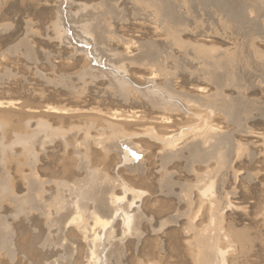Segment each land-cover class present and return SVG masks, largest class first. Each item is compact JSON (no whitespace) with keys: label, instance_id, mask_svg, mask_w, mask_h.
<instances>
[{"label":"rangeland","instance_id":"rangeland-1","mask_svg":"<svg viewBox=\"0 0 264 264\" xmlns=\"http://www.w3.org/2000/svg\"><path fill=\"white\" fill-rule=\"evenodd\" d=\"M250 14L244 0H0V102L14 103L0 108V264H264V16ZM50 106L70 112L53 123ZM208 125L210 158L188 144L162 161L160 139Z\"/></svg>","mask_w":264,"mask_h":264},{"label":"bare ground","instance_id":"bare-ground-1","mask_svg":"<svg viewBox=\"0 0 264 264\" xmlns=\"http://www.w3.org/2000/svg\"><path fill=\"white\" fill-rule=\"evenodd\" d=\"M234 1V0H233ZM158 5V4H157ZM165 6V5H164ZM235 6V5H234ZM240 7V6H239ZM244 7L249 11V13L251 12V14H253L252 16L253 17H256L257 18V16H264V0H244ZM156 8V7H155ZM160 9V8H159ZM238 9V8H237ZM154 10H157V9H154ZM246 11V10H245ZM157 12V11H156ZM159 14H161V13H159ZM158 14V15H159ZM251 14L249 15V16H251ZM162 15V14H161ZM160 16V15H159ZM162 17V16H161ZM252 18V17H251ZM226 20H227V22L229 23V24H231L232 26H234V27H239V25H242V24H244V17H243V15L242 14H240V15H235V16H232L231 14H228L227 15V17H226ZM253 22H254V20H253ZM256 23H257V20H256ZM262 23V22H261ZM263 23H264V21H263ZM253 24V23H252ZM264 25V24H263ZM250 26V25H249ZM263 27V26H262ZM264 28V27H263ZM253 33H256L257 34V32H253ZM258 35V34H257ZM258 37V36H257ZM261 38V37H260ZM126 46L127 47H125L124 49H125V52H124V54H122L121 52H120V55H118V56H122V55H127L126 57L128 58V56H132L131 54H133V52L134 51H136V47L133 45V44H129V45H127L126 44ZM124 51V50H123ZM139 51H140V49H139ZM138 53V52H137ZM143 53V52H142ZM141 53V55H143ZM122 54V55H121ZM129 54V55H128ZM135 54V53H134ZM137 55V54H136ZM146 55V54H145ZM117 56V55H116ZM125 56H123V57H125ZM140 56V55H139ZM138 56V57H139ZM150 57V56H149ZM141 58H144V56L143 57H141ZM140 58V59H141ZM147 58V57H146ZM121 59L124 61V58H122L121 57ZM129 59V58H128ZM127 59V60H128ZM132 59V58H131ZM139 59V58H138ZM149 59V58H148ZM151 59H153V58H151ZM167 60V58H164V61L166 62V60ZM121 60V61H122ZM126 60V63L128 62ZM143 59H141V61H142ZM135 61V60H134ZM134 61H132V62H134ZM130 62V61H129ZM128 62V63H129ZM137 62H140V61H137ZM136 62V63H137ZM163 62V61H162ZM161 62V63H162ZM135 63V62H134ZM146 63V62H145ZM147 63H148V61H147ZM161 63H160V65H161ZM216 64H218L217 62H215ZM130 64V63H129ZM149 64V63H148ZM155 64V63H154ZM158 64V63H157ZM153 65V64H152ZM159 65V64H158ZM157 65V66H158ZM164 65V64H163ZM147 66V65H146ZM151 66V65H150ZM148 67V68H147ZM146 68V70H145V75H148L147 77H145V79H144V83H145V81H147V82H149V85H151V86H155L156 85V82H155V80L157 79V78H160V75H159V70H152V68L154 69V66L152 67H149V66H147ZM156 67V66H155ZM159 67H161V66H159ZM165 67V66H164ZM167 67V66H166ZM150 68V69H149ZM158 67H156L155 69H157ZM159 69V68H158ZM164 70H165V68H163ZM163 69L161 70V68H160V70L161 71H163ZM165 72H167V70H165ZM162 73H164V71L162 72ZM166 74V73H165ZM169 74V73H168ZM167 74V75H168ZM164 75V74H163ZM162 74H161V77L163 76ZM116 77V76H115ZM118 77V76H117ZM120 77V76H119ZM122 77V76H121ZM163 78V77H162ZM214 78V77H213ZM121 79V80H120ZM124 80V79H123ZM122 80V78H115L114 79V83L116 84V92L121 96V98H123L125 101L127 100H129L130 99V97L131 96H133V93H132V91H131V89L129 90L128 89V82L126 81V79H125V81H123ZM167 86V85H166ZM130 87H131V85H130ZM167 88V87H166ZM136 89V88H135ZM138 89V88H137ZM137 89L135 90V94H137L138 92H136L137 91ZM218 89V88H217ZM134 90V89H133ZM164 90V89H163ZM216 90V89H215ZM165 91V90H164ZM168 91V90H167ZM205 88H203V87H198V88H196L195 89V91L194 92H197L196 94H204L205 92ZM218 91H219V89H218ZM148 92H150V91H147V92H145V96H147V97H149L150 98V101H151V103L153 104V107L154 108H156V109H158L160 112H164V113H171V112H174L175 111V105L172 103V102H169V101H166L165 100V98L167 97H159V96H157V95H155V94H153V93H148ZM194 92H191V94H193ZM172 94H174L173 92H169V95L170 96H172ZM179 94V93H178ZM175 95H176V93H175ZM175 95H173V97L175 96ZM170 96H168L169 98H170ZM182 96H184V97H186V95H182ZM196 97H191L190 96V99H195V98H199V96L198 95H195ZM178 97H179V95H178ZM175 98H177V96H175ZM181 98V97H180ZM130 100H132V99H130ZM129 100V101H130ZM170 100V99H169ZM14 103L13 102H11V101H2V102H0V108H2V107H5V108H8V107H11L12 105H13ZM180 106V105H179ZM178 106V107H179ZM219 107H222V109H223V111H224V113H226V111H228L229 109H228V107L226 106H224V105H219ZM187 108V107H186ZM177 109V108H176ZM44 112H46L45 113V119H48V120H50L51 122H57V121H59V119H60V117H58V116H55V114H61V115H66V113H69L70 111L69 110H64V109H60V108H56V107H53V106H50V107H47L46 109H45V111ZM124 112V113H123ZM135 112H136V110H134V111H132V110H129V111H122V112H119V111H114V112H112L110 115H109V118H108V121H106L107 122V124H109V125H114V122H130V121H132V119H134L135 118ZM183 112V111H182ZM63 118V117H62ZM154 118V117H153ZM169 119L168 118H166V117H164V116H162V117H159V118H157V121H158V123L160 124V125H162V124H164L165 125V122L166 123H168L169 121H168ZM39 128L40 129H44V131H47V129H49L50 130V126H49V124L47 123V122H45V121H41L40 122V126H39ZM206 129L204 130V131H202L201 130V132L199 133H197V134H194L193 132H195V131H191L190 132V135L188 134V135H183L182 137H181V135L179 136L180 138H178L177 136H172V137H163L162 139H160V140H162V149H161V155H162V161H168V162H170V161H172V160H175V159H177V158H179V151H180V148H183V147H185V146H187L188 144V147H187V149L190 151V153H193L194 151H196V149H201V146L204 144V145H209V148L207 149V151H205L204 153L201 151H199V154L200 153H202V154H200V155H202V156H204V157H209V153L211 154V151L215 148V146L216 145H218L221 141H222V139H221V133H219V132H217V130L216 129H213L212 128V126H210L209 127V125L207 126V127H205ZM166 129H169V127L167 126V128ZM204 129V128H203ZM219 131V130H218ZM165 132H167V131H165ZM166 135H168V133H165ZM193 134V135H192ZM175 137H177L176 139H175ZM18 143H20V145H22L23 146V148L24 149H27L28 148V145H26V143H25V140H23L22 138H19V140H18ZM211 143H212V145H211ZM211 145V146H210ZM205 147V146H204ZM208 147V146H207ZM213 148V149H212ZM29 150H31V149H29ZM32 151V150H31ZM210 151V152H209ZM28 153H29V151H28ZM31 153H33V152H31ZM198 153V152H197ZM210 158V157H209ZM212 185H208V186H206V189H205V191L203 192L204 193V195H203V193H202V197H207V193L208 192H210L211 190H212ZM3 188H0V190H1V192H3V190H2ZM135 192V191H134ZM134 192H132V194L134 193ZM3 194V193H2ZM135 194V195H134ZM133 195L135 196V198H141V196H142V192H135ZM113 196V195H112ZM209 198V197H208ZM208 198H207V200H208ZM119 199V198H118ZM210 199V198H209ZM211 200V199H210ZM210 200H208V201H210ZM110 205H112L110 208H112L111 210H109V212L111 211H113L114 210V208H117V206L116 205H114V203L115 204H118L117 203V199L115 200V198L113 197V199L111 198L110 199ZM207 201V202H208ZM114 202V203H113ZM147 202V201H146ZM206 202V203H207ZM211 202V201H210ZM112 203V204H111ZM209 203V202H208ZM146 204V203H145ZM109 205V206H110ZM114 206V207H113ZM116 206V207H115ZM109 208V209H110ZM122 208V207H121ZM119 209V208H118ZM120 210V212H121V209H119ZM140 211V210H139ZM93 214V213H92ZM102 215H104V214H102ZM101 215V216H102ZM114 215V214H113ZM108 216V215H107ZM109 216H110V214H109ZM108 216V217H109ZM117 216V215H116ZM104 217V216H103ZM107 217V218H108ZM111 217V216H110ZM112 217H114V216H112ZM93 218H94V216H93ZM96 219L97 218H99V217H95ZM101 218V217H100ZM106 218V219H107ZM132 218V217H131ZM130 217H126L125 219H127V220H129V219H131ZM80 219V217L79 218H77V220H79ZM110 221L109 222H107L105 219H103V218H101V220L100 219H98V220H96V223H95V221H94V223L97 225V226H99L98 228H101V230H102V232L104 231V227H107L108 228V224H110V226H111V223H112V221H111V218H108ZM72 220V219H71ZM74 220V219H73ZM72 220V221H73ZM75 220H76V218H75ZM83 220V219H82ZM95 220V219H94ZM113 220V219H112ZM71 221V222H72ZM80 221V220H79ZM111 222V223H110ZM74 223V222H73ZM93 223V224H94ZM98 223V224H97ZM81 224H83V223H81ZM94 224V225H95ZM75 225V224H74ZM80 225V224H79ZM78 225V226H79ZM96 226V227H97ZM102 226V227H101ZM77 227V226H76ZM95 227V226H94ZM112 227V226H111ZM80 228L81 227H79V231H80ZM77 229H78V227H77ZM84 231V233H82V234H85L86 232L85 231H87V230H83ZM95 231V230H94ZM96 232V231H95ZM81 233V232H80ZM91 234H89V236H87L86 234V236L84 237L85 239L88 237V238H90V236L91 235H93V233H92V230H91V232H90ZM97 233V232H96ZM104 234V233H103ZM103 234H101V235H103ZM207 234V233H206ZM94 236H95V234H94ZM113 236V235H112ZM204 236H205V234H204ZM245 236V235H244ZM241 237V236H240ZM100 238V237H99ZM98 238V239H99ZM85 239H83L84 241H86L87 242V244L89 245V243L91 244H93V242H91L92 241V239H94V238H92V236H91V239L90 240H85ZM205 239V238H204ZM247 239V238H246ZM95 240V239H94ZM101 240H102V238H100V242H101ZM245 240V239H244ZM90 241V242H89ZM89 242V243H88ZM94 243H96V241H94ZM102 243V242H101ZM241 243V242H240ZM240 243H238V244H240ZM101 245V244H100ZM117 245V244H116ZM92 246V245H91ZM98 247V246H97ZM97 249V248H96ZM191 250V249H190ZM95 251V250H94ZM192 251V250H191ZM221 253V255H220V257H221V263H226L225 262V257H224V254H226V253H223V251L222 252H220ZM109 254V253H108ZM107 254V255H108ZM93 255H94V253H93ZM109 256V255H108ZM107 256V257H108ZM111 256V255H110ZM94 257H96L95 255H94ZM90 258H92V256L90 257ZM174 258V257H173ZM97 259V258H96ZM94 260V259H93ZM97 260H99V259H97ZM102 260H103V255H102ZM95 261V260H94ZM219 261V262H220ZM97 262V261H96ZM92 263V264H97V263ZM218 262V263H219ZM216 262H214V264H215ZM91 264V263H90ZM99 264V263H98ZM142 264V263H141ZM211 264H213V262L211 263Z\"/></svg>","mask_w":264,"mask_h":264}]
</instances>
